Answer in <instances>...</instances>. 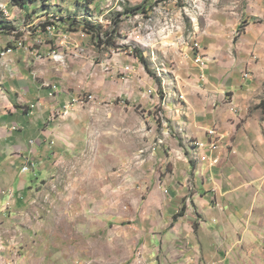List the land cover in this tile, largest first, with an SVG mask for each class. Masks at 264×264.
I'll return each mask as SVG.
<instances>
[{"label":"rangeland","instance_id":"374dc122","mask_svg":"<svg viewBox=\"0 0 264 264\" xmlns=\"http://www.w3.org/2000/svg\"><path fill=\"white\" fill-rule=\"evenodd\" d=\"M160 2L166 3L26 0L18 5L13 0H0V53L7 49L9 53L15 49L33 50L34 61L65 62L68 66L63 67V79L70 74L61 82L62 88L70 92L66 106L53 109L43 123L61 132L53 131L47 144L41 146L42 141L37 149L27 151L30 154L25 163L29 170L22 173L25 164L22 159L17 162L20 183L17 181L3 193L0 264H143L140 259L145 260L144 264H264L263 230L238 231L236 236L226 232V238L231 234L238 243L219 251L223 259L227 258L223 263L207 262L200 254L203 252L198 251V261L187 262L192 251L189 239L196 233L200 215L190 214L195 212L194 189L188 187L183 192L184 169L171 161L169 146L162 143L156 148L165 136L166 118L161 115V104L144 105L135 95L137 87L131 82L122 84L118 78L110 81L107 91L101 88L100 75L92 80L99 81L97 85L86 88L92 82L90 75L71 66L80 57L71 50L54 48L51 43L55 36L45 39L47 34H59L61 39L57 41L62 46L67 34L90 35L86 28L93 27L104 42L103 34L110 32L117 20L114 46L108 48L107 42L98 46L90 35L97 47L93 58L97 72L107 56L111 59L119 53L128 61V49L139 52L141 43L156 52L168 38L166 35H175L183 27L188 29L194 17L206 18L196 14L200 11L209 17L217 8L229 20L239 11V18L232 23L234 39L250 23L264 28V0H175L179 16L171 7L158 6ZM136 6H140L137 13L126 14V9ZM47 25L53 26L51 33L45 29ZM45 41L50 45L48 52L41 50ZM195 42L190 43L194 61L200 54L207 63V54L199 42L196 48ZM141 62L150 64L147 59ZM147 71L159 83L160 70L157 76L150 68ZM120 75L116 73L115 77ZM48 86L54 87L51 83ZM158 94L162 97L161 88ZM226 103L235 111L232 100ZM260 107L263 110L264 106ZM210 129L215 131L213 149H217L221 134L215 127ZM199 141L194 140L193 146ZM211 150L205 149V159L214 165L218 159L208 155ZM4 153L5 157L25 154L18 150ZM188 159L191 163L197 160ZM245 233L257 238L253 245L247 244Z\"/></svg>","mask_w":264,"mask_h":264},{"label":"crops","instance_id":"0c3cea01","mask_svg":"<svg viewBox=\"0 0 264 264\" xmlns=\"http://www.w3.org/2000/svg\"><path fill=\"white\" fill-rule=\"evenodd\" d=\"M164 2L158 6L171 7L179 16L174 9L175 0ZM223 13L214 8L207 17L200 11L196 14L206 18L194 17L188 29L183 27L175 35H166L168 38L156 52L149 50L147 43L141 45L139 52L129 48L128 61L119 53L111 59L107 56L99 72L93 61L97 47L89 34H67L62 46L58 45L61 37L57 34L51 43L54 48L60 47L57 50L68 49L79 56L73 60L78 64L71 66L88 73L91 81L100 75L103 91L118 78L122 84L131 82L137 87L135 95L144 105L161 104V115L166 118L165 136L156 148L162 143L169 146L171 161L184 169L183 192L188 187L194 189L195 212L190 214L200 215L196 233L189 239V263L198 261L197 251L203 252L200 254L207 262L223 263L227 258L223 259L219 251L238 243L231 234L226 238V232L236 236L238 231H264V108L260 107L264 99V28L250 23L234 39L232 23L239 18V11H235L238 15L232 20ZM184 34L188 35L184 38ZM51 37L47 35L45 39ZM194 41L208 56L204 67L192 57L190 43ZM41 50L48 52L50 45L45 41ZM32 54L33 50L15 49L0 58V204L6 189L20 183L17 162L22 159L25 164L30 154L27 151L37 149L42 141L41 146L47 144L53 131L61 132L52 125L44 127L43 123L53 109L65 107L70 97V92L61 86L70 77L67 73L63 79V67L68 64L37 62ZM142 56L150 62L148 67L154 75L160 70L159 83L141 62ZM126 66L129 71H125ZM116 73L121 75L115 77ZM98 82L85 86L93 87ZM50 83L56 87L53 95H49ZM160 88L162 97L158 94ZM226 100H232L235 111ZM14 125L19 128L12 129ZM213 127L221 134L219 147L207 153L218 159L214 165L202 159L205 149L192 144L194 140L207 142V130ZM4 150L25 154L5 157ZM193 157L197 160L191 163L188 158ZM246 233L244 239L253 245L257 238ZM144 261L139 260L143 264Z\"/></svg>","mask_w":264,"mask_h":264},{"label":"built area","instance_id":"2783aa9c","mask_svg":"<svg viewBox=\"0 0 264 264\" xmlns=\"http://www.w3.org/2000/svg\"><path fill=\"white\" fill-rule=\"evenodd\" d=\"M45 29L47 30L48 33H51L52 29H53V26L52 25H47L45 27ZM48 36H54L55 34H47ZM39 42H42V40H38ZM142 45V43H141ZM194 46L196 48H199V44L197 42L194 43ZM10 52V49H7L6 51L4 52H1L0 55L1 57H4L6 54H8ZM58 58H62L60 56H57ZM195 58H196V62L200 63L201 66H205L206 64V61L200 56V54H196L195 55ZM129 66H126L125 67V71H129ZM53 92H55V86L52 88V90L49 92V95H53ZM90 99H92V96L90 95L89 96ZM207 134L210 138V140H208V142H204V141H199V142H196L195 145L199 148H202V149H207L208 147H210V149H213V146H215V141L213 139V137L215 136V131L214 129H209L207 130ZM209 144V145H208ZM207 157V155H204L203 156V159H205ZM213 162H216V160L214 159ZM29 170V165L25 163V165L22 167V171L25 172V171H28Z\"/></svg>","mask_w":264,"mask_h":264},{"label":"trees","instance_id":"16d2710c","mask_svg":"<svg viewBox=\"0 0 264 264\" xmlns=\"http://www.w3.org/2000/svg\"><path fill=\"white\" fill-rule=\"evenodd\" d=\"M15 2V4L18 5H23L26 3V0H13ZM140 9V6H136L130 9H126V14L129 13H137L138 10ZM115 26L112 28V30H110V32H106L105 34H103L105 36V40L104 42H107L108 48H110V46H114L115 41H114V36L116 31L118 30V21L115 20ZM86 30L90 33L91 37H93L94 39H96L97 41V45L100 46L102 45L104 42H102L101 39V34H99V31L94 30V28H86ZM104 45V44H103ZM141 60L145 63V59L142 57ZM146 66V63L144 64ZM146 68L148 69V66H146ZM262 107L264 106V99L262 100L261 104ZM177 217V216H176Z\"/></svg>","mask_w":264,"mask_h":264}]
</instances>
